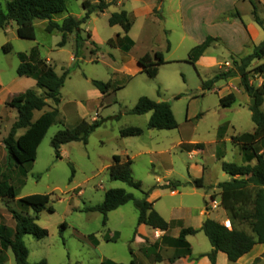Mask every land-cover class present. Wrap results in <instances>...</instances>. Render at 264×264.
Instances as JSON below:
<instances>
[{
  "label": "rangeland",
  "instance_id": "1",
  "mask_svg": "<svg viewBox=\"0 0 264 264\" xmlns=\"http://www.w3.org/2000/svg\"><path fill=\"white\" fill-rule=\"evenodd\" d=\"M5 1L1 0L2 5ZM66 1L67 10L56 15L54 21L62 22L68 16L81 19L86 13L85 1L91 5L98 3V0ZM255 1L257 14L264 23V0ZM123 10L128 12L133 24L128 34L133 45L128 51L117 43L118 34L123 38L125 35L121 26L109 24L111 15ZM155 12L163 18L157 17ZM253 12L249 0H123L122 3L115 0L104 13H93L82 25L83 38L87 39L89 33L92 38L85 43L82 58L76 60L75 35H70L67 44L59 47L61 34L46 32L45 21L35 23L36 40L21 39L14 22L0 30V142L17 119V110L8 105L9 101L29 89L44 94L36 87L34 78L18 75L19 54L29 55L37 48L41 58L54 66L59 75L69 71L61 90L60 115L39 146L37 159L25 179L18 177V170L8 163L6 151L0 148V180L9 177L18 193L10 200L11 206L21 211L20 199L34 194L51 195L50 206L54 212L46 209L38 220L49 235L41 240L32 235L24 237L29 262L130 264L135 260V264H158L159 261L176 264L179 259L172 262L175 252L170 246L157 253V244L148 249L135 241L138 209L133 202L109 213L106 226L101 213L85 211L102 204L110 189H124L137 198L142 197L141 191L111 179L109 167L115 155L129 156L133 160V176L142 183L143 191L154 188L152 193L159 189L155 209L170 220V235L174 236L184 226L204 224V211L218 221H225L226 212L214 203L211 205L206 195L217 194L215 188L218 186L214 182L231 178L222 170L223 161L247 164L242 146L234 143L232 137L254 132L253 113L249 108L252 99L241 86L239 77L219 80L211 90H205L203 83L233 69L234 60L240 61L250 55L256 45L264 41V30L256 23ZM250 25L257 30L251 33L247 29ZM209 36L214 41L202 56L204 62L191 64V50ZM112 39L114 45L110 42ZM92 41L99 48L95 55L91 53ZM9 43L13 48L6 52L5 46ZM156 52H162L167 61L159 67L158 76L151 78L142 70L137 71L139 58L146 53L154 56ZM263 61H254L249 70ZM91 80L112 81L114 87L104 97ZM250 83L260 86L264 83V74L251 72ZM231 93L235 94L236 101L231 106L221 105L220 99ZM141 97L170 103L178 127L174 130L148 129L151 113L128 114ZM52 106L49 101V107L35 112L34 119ZM198 115L201 116L197 118ZM97 118L104 123L90 135L87 145L82 142L65 144L61 147V157L56 156L51 142L59 129H72L81 119L92 123ZM133 126L142 128L143 135L122 138L120 131ZM197 144L202 146H195ZM256 148L264 153L261 143ZM221 152L223 158L219 157ZM72 167L75 170L73 178ZM202 167L206 168L204 189L182 186L173 193L158 186L201 178ZM22 211L34 214L28 207ZM0 224L15 226L1 200ZM241 228L251 231L248 226ZM116 232L119 235L115 236ZM90 236L95 237L97 245L89 241ZM191 243L195 254L212 248L203 232L191 237ZM8 256L6 264H15L12 252ZM223 257L227 259L225 254ZM224 258L219 264H225ZM256 264H264V260Z\"/></svg>",
  "mask_w": 264,
  "mask_h": 264
},
{
  "label": "trees",
  "instance_id": "2",
  "mask_svg": "<svg viewBox=\"0 0 264 264\" xmlns=\"http://www.w3.org/2000/svg\"><path fill=\"white\" fill-rule=\"evenodd\" d=\"M114 1L108 3L106 0H98L96 5H91V3L85 1L83 3L86 11L84 17L76 19L73 16H68L62 22H56L53 18L67 10L66 0H6L5 5H2L0 0V30H4L11 22H14L17 25V34L21 39L36 40L35 23L37 20L45 21L47 22L46 32L61 34L62 39L58 44L59 47H64L69 40V36L75 35L76 49L74 57L76 60L82 58L85 43L92 38L90 33L87 35V39L83 38L82 25L88 22L93 13H104ZM249 1L254 7L253 14L256 23L264 30V23L256 11V1ZM155 13L160 19L163 18L161 14ZM109 24L110 26H121L125 35L123 38L122 35L118 34L117 43L121 45L123 50L128 51L133 45L128 39V34L133 27L128 12L123 10L113 13L109 19ZM213 41L214 39L209 36L202 44L194 47L190 52L189 62L195 65L210 48ZM110 42L113 45L115 44L113 39ZM126 42L128 44L124 45ZM91 44L94 46L91 53L95 55L99 51L98 45L95 41H92ZM5 47L6 52H10L13 48L10 43ZM168 50H170V45H168ZM19 58L21 63L17 69L18 75L34 78L36 87L42 89L44 93L39 95L36 90L29 89L13 97L8 103L11 108L17 110L18 114L16 121L2 143L7 153L8 163L18 170L20 175L18 177L25 179L37 159L39 146L60 115L58 107L61 103V90L65 86L69 71L67 70L59 75L54 66L41 58L37 48L33 49L29 55L20 53ZM256 60H264V41L256 46L250 55L240 61L234 60L233 69L227 73L218 74L213 79L203 83L205 90H211L219 80L239 77L244 91L252 100H255V104L249 107L253 113L254 132L232 137L234 143L242 146L247 164L222 162V170L229 176H233L231 180L218 185L220 206L226 212L230 227L217 220L208 219L201 229L182 228L177 238L166 237L164 239L165 243L175 250L172 262L192 255V247L187 237L200 232L206 235L212 246V251L206 255L209 257L211 264H217V254L219 252L224 253L230 262L236 263L251 252L256 245L264 244V153L256 148L259 143L264 145V83L258 87L250 83L251 72L258 75L264 74V61L253 70H249L251 64ZM166 62L162 52H156L154 56L146 53L138 60L142 72H145L151 78L158 76L159 67ZM91 83L104 97L114 87L112 81L91 80ZM49 101L53 103L52 108L34 119L35 112H41L49 107ZM235 101L236 96L233 93L220 99L223 106H231ZM148 113H151L148 129L174 130L178 127L171 105L165 101L156 102L148 97H141L136 106L128 111V114L132 115H145ZM200 116L198 115L197 118ZM103 123L104 120L100 118L95 119L92 123L82 119L75 128L59 129L51 142L56 156L61 157V147L65 144L82 142L87 145L90 135L100 128ZM21 130H24V132L19 134ZM143 133L142 128L134 126L120 131L122 138L139 137ZM199 145L201 144L195 146ZM219 157L223 158L224 153L221 152ZM132 166L133 160L129 156L123 158L121 155H115L109 167L110 176L112 180L121 181L131 188L141 191V198H137L124 189H110L106 192L102 204L87 208L85 211L101 213L103 224L106 226L109 213L133 202L138 209V227L146 225L153 230L168 231L170 224L149 201L151 191L154 188L150 191H143L142 183L133 176ZM74 174L75 170L72 167V178ZM12 181L9 177L0 180V200L15 221L14 228L0 224V264L7 263L9 252L14 255L15 264H48L46 260L37 263L29 262V250L25 245L24 237L32 235L41 240L49 235L48 230L38 224V220L42 211L48 209L50 212H54L53 207L50 206L51 195L34 194L20 199L19 205L23 209L28 207L34 212L33 215L24 213L23 209L21 211L17 210L9 203L10 200H14L18 196L17 188L12 184ZM182 186L204 189L205 181L203 177L187 183L175 181L173 183L169 182L161 188L176 191ZM212 200H215L214 195H212ZM243 226H248L251 230L250 233L241 228ZM117 235L119 233L115 234V236ZM106 240L111 241L109 237H106ZM89 241L94 245L98 244L94 236H90ZM259 261L260 259H256L254 264ZM108 264H114V262L108 261ZM130 264H135V260H132Z\"/></svg>",
  "mask_w": 264,
  "mask_h": 264
},
{
  "label": "crops",
  "instance_id": "3",
  "mask_svg": "<svg viewBox=\"0 0 264 264\" xmlns=\"http://www.w3.org/2000/svg\"><path fill=\"white\" fill-rule=\"evenodd\" d=\"M122 1L123 0H119V3H122ZM245 27V26H244ZM248 28V30L252 33V30H257L255 27H253L252 25H250V26H247ZM244 29H246V28H244ZM258 32V31H257ZM121 35V34H120ZM257 46V45H256ZM204 57H202L199 61H198V65H200V64H202L203 62H204ZM139 65V64H138ZM140 67V66H139ZM139 70H142L141 69V67L139 68V69H137V71H139ZM99 92V91H98ZM82 120V119H81ZM22 134V133H21ZM5 138V137H4ZM3 141V140H2ZM0 148L5 152V147H4V144L2 143V142H0ZM206 168H204V167H202V177L204 178L205 177V172H206V170H205ZM232 178H228V180H226V181H229V180H231ZM226 181H224V182H226ZM189 182V181H188ZM169 183V182H168ZM167 183V184H168ZM215 183V185H219L220 183H222V182H219V181H217V182H214ZM166 185V184H165ZM159 187H162V186H164V185H158ZM163 189V188H162ZM216 190H217V194H212V195H214L215 196V200H212V195L210 194V195H206V198H208L209 197V199L211 200V205L214 203V204H216V205H218V206H220V197H219V188H215ZM159 189H157V190H155V192H152L151 194H150V197H149V201L151 202V203H153V206H154V208H155V203H156V201H157V199H159V198H157V197H159L160 196V194L158 193L157 194V192L156 191H158ZM165 190H168V189H165ZM154 191V190H153ZM177 191L178 190H176V191H172L173 193H177ZM214 207H216V206H214ZM220 208H221V206H220ZM222 209V208H221ZM222 211H223V209H222ZM202 213H204L205 214V216H207L208 217V219H214V218H212V214H210V216H208V214L207 213H205V211L204 212H202ZM165 220H167L166 218H165V216L163 215V214H161V213H159ZM214 220H216V219H214ZM218 221V220H217ZM167 222L170 224V227H169V230L168 231H159V230H153L152 228H150V227H148V226H146V225H141V226H139L138 227V229H137V239L135 240L136 242H138L139 243V245H143V244H145L146 245V247L149 249V248H152L153 247V245L154 244H157V253H160L161 251H163V250H166L167 249V244L165 243V238L166 237H172V238H177L178 236H179V234H180V231H181V229L182 228H188V227H193V226H184V227H182V228H179V230H178V233L177 234H175L174 236H172V235H170V229H171V222H170V220H167ZM219 222H221L222 224H225L226 226L227 225H229L230 224V222H229V220L226 218L225 219V221H219ZM205 223V222H204ZM203 225L204 224H202V225H200V226H198V227H193V228H195V229H201L202 227H203ZM15 227V226H14ZM13 227V228H14ZM230 227V226H229ZM12 228V227H11ZM116 233H118V232H116ZM198 234H200V233H198ZM198 234H196V235H198ZM196 235H194V236H196ZM194 236H189V237H187V240H188V242L191 244V247H192V255L191 256H187V257H185V258H181V259H179L177 262H176V264H211V261H210V259H209V257H207L206 255L207 254H209L211 251H212V248H211V250H209L208 252H204V253H199V254H195V252H194V248H193V245H192V243H191V237H194ZM165 245H166V247H165ZM174 252H175V250H174ZM223 254L224 253H222V252H219L218 254H217V264H219V260L221 259V258H224L223 257ZM263 254H264V244H258V245H256L254 248H253V250L251 251V252H249L248 254H246L245 256H243L238 262H236L235 264H254L255 263V261H256V259H260V260H264V257H263ZM202 255H204L203 257H202ZM226 256V255H225ZM226 258H227V256H226ZM163 261V260H162ZM222 262L223 263H225V264H227V262H230L229 260H228V258L227 259H222ZM162 263H164V262H161L160 263V261H159V263L158 264H162Z\"/></svg>",
  "mask_w": 264,
  "mask_h": 264
},
{
  "label": "water",
  "instance_id": "4",
  "mask_svg": "<svg viewBox=\"0 0 264 264\" xmlns=\"http://www.w3.org/2000/svg\"><path fill=\"white\" fill-rule=\"evenodd\" d=\"M255 104V100H252V102H251V105H254ZM231 178H233V176H231ZM208 220V217L206 216V221ZM205 221V222H206Z\"/></svg>",
  "mask_w": 264,
  "mask_h": 264
},
{
  "label": "built area",
  "instance_id": "5",
  "mask_svg": "<svg viewBox=\"0 0 264 264\" xmlns=\"http://www.w3.org/2000/svg\"><path fill=\"white\" fill-rule=\"evenodd\" d=\"M227 227H229V225H227Z\"/></svg>",
  "mask_w": 264,
  "mask_h": 264
}]
</instances>
